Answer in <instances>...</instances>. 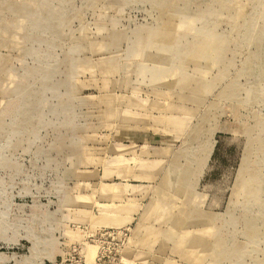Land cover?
I'll use <instances>...</instances> for the list:
<instances>
[{
  "label": "rangeland",
  "instance_id": "1",
  "mask_svg": "<svg viewBox=\"0 0 264 264\" xmlns=\"http://www.w3.org/2000/svg\"><path fill=\"white\" fill-rule=\"evenodd\" d=\"M0 264H264V0H0Z\"/></svg>",
  "mask_w": 264,
  "mask_h": 264
},
{
  "label": "bare ground",
  "instance_id": "2",
  "mask_svg": "<svg viewBox=\"0 0 264 264\" xmlns=\"http://www.w3.org/2000/svg\"><path fill=\"white\" fill-rule=\"evenodd\" d=\"M89 249H90V251H89V253H88V254H89V259H90V258H94V257H95V256H94V253L96 252V251H95V248H93V247L91 248V247H90ZM95 255H96V253H95ZM94 259H95V258H94ZM91 261H92V260H91Z\"/></svg>",
  "mask_w": 264,
  "mask_h": 264
}]
</instances>
